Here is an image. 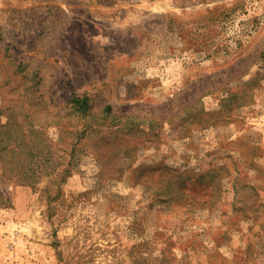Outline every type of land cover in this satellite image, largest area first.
I'll return each instance as SVG.
<instances>
[{
    "label": "rangeland",
    "instance_id": "1",
    "mask_svg": "<svg viewBox=\"0 0 264 264\" xmlns=\"http://www.w3.org/2000/svg\"><path fill=\"white\" fill-rule=\"evenodd\" d=\"M0 264H264V0H0Z\"/></svg>",
    "mask_w": 264,
    "mask_h": 264
},
{
    "label": "trees",
    "instance_id": "2",
    "mask_svg": "<svg viewBox=\"0 0 264 264\" xmlns=\"http://www.w3.org/2000/svg\"><path fill=\"white\" fill-rule=\"evenodd\" d=\"M72 101L74 105L80 106L83 110L88 109L90 106L87 101V98L84 96L83 97L75 96Z\"/></svg>",
    "mask_w": 264,
    "mask_h": 264
}]
</instances>
